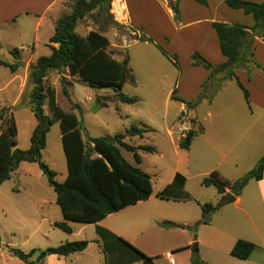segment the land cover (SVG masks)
Segmentation results:
<instances>
[{"label":"crops","instance_id":"crops-1","mask_svg":"<svg viewBox=\"0 0 264 264\" xmlns=\"http://www.w3.org/2000/svg\"><path fill=\"white\" fill-rule=\"evenodd\" d=\"M174 1L175 0H173L172 3ZM243 1L255 2L259 0ZM73 3L74 0H0V61L10 65L15 63H19L20 65L14 73L0 66L1 69L7 71V74L0 71L2 75V78H0V93L4 95L0 108L18 105L27 87L29 66L34 64L37 58L50 54L48 41L54 33L55 23L59 18L70 12ZM120 3L125 10L126 22L124 25L132 29L133 38L145 35L150 38L153 43L140 42L135 39L127 41L125 37H121L119 45H114L108 40V51L112 48H117L119 50H125L127 53V50H130L134 46L135 48L140 47L143 52H148V49L153 50L155 53L158 52L160 56H163L161 53V50H163L170 57L175 56L177 58L175 53H170L183 50L186 52L190 61V63L188 62V67L198 76L194 83L196 88L195 92H188L190 95L197 92L200 93L201 86L207 80L209 73L201 67H194L191 65L190 57L193 53H198L213 68L225 62L224 57L219 51L217 38L210 24L212 22L234 24V19L231 18L239 14H235L233 10H227L224 0H207L206 7L191 0H178V16L176 20L166 0H120ZM237 12L242 13L241 11ZM93 14L96 15V11ZM235 17H240L245 21V24L251 25L248 18L243 16ZM88 18H92V23L102 29L106 30L108 27V25L102 27L103 23L100 17L95 18L92 16ZM86 19L87 18L78 22L75 32L79 25ZM151 24L152 27L156 29L155 33L148 29ZM175 25L178 27H175ZM162 26L166 27V32L159 31ZM85 29V33H76L84 37L88 32L95 31L90 30L88 26H85ZM101 34L106 37L105 34ZM115 35L116 33H114V36ZM256 41L257 40H255V42ZM13 50H16V56L11 54ZM126 55L128 56V53ZM112 58L118 62L123 59L119 57ZM129 63L130 62H128V64ZM177 70H181L180 66ZM182 74L180 75L178 84L172 89L170 98L172 92L175 90V97L182 100L177 94L181 85H185L187 89H189L187 78L185 80ZM235 76L249 93L248 103L245 101L235 80L223 81L214 99L219 94H223V92H225V98L229 99V96L234 98L233 95L227 94L228 85L234 84L236 89L240 91L239 95H242L243 101L248 108L249 121H247V125L244 126L246 130L244 132H247V130L255 127L257 124L255 118L252 120L254 115L252 105L264 111V94L262 93L264 79L260 78L262 82L259 88L254 83L255 79L258 80L256 74L254 75L253 73L247 80H244L242 74H238V71L235 72ZM64 77L69 83L70 79L78 81L76 77L67 76V72ZM220 77V75H217L216 79ZM53 85L54 83H51L49 86H51L56 93ZM234 95L237 98L240 97L239 95ZM214 99L208 104V107L210 106L211 108ZM238 102L240 104L239 99ZM69 111H71V108H69ZM78 111L79 105L77 113L76 110L73 112L80 118V111L79 113ZM19 113H26L27 115L30 113V115H33L31 110L26 106L17 108L14 111V118ZM220 114V112L216 113V111H209L207 118L211 120L216 118L218 122ZM196 120L198 121L197 117ZM81 121L83 123L82 119ZM218 124V130H221L226 125L223 122ZM35 125L36 122L33 127L31 123V134ZM202 128L203 132L194 137L193 140L198 136H205L207 130L203 126ZM168 134L169 137L173 135L172 132H168ZM58 138L61 144V132ZM87 138L92 137H89L85 130L83 140L86 141ZM193 140L188 149L179 148L177 143L175 146L176 153L180 152L179 150L188 153ZM28 147L29 144L20 147L17 132V149L26 150ZM44 150H46V147ZM222 156L224 158L226 157L225 154ZM141 164L142 159L139 165L134 163L133 166L141 169ZM66 176L67 172L65 178ZM176 176H179V178L175 180ZM149 177L151 180L152 193L146 201L127 206L116 213L108 215L98 223L93 224L95 230L93 239H77L80 233L86 231V226H82L75 230L72 224L76 223H69L71 228V233L69 234L56 228L54 224L62 221V215L60 210L58 212L55 208L58 207L55 200L53 204L43 188V181H45L46 178L41 173L37 164L21 162L17 169L11 174L10 179L5 181V183H9L10 186L9 191L5 193V198L0 201V219L6 221V219L9 218L18 226L28 229L25 236V244L30 243V251H37L32 255L29 261L35 262L37 253L47 248L57 247L67 242H87V246L82 252L67 256L48 255L36 264H143V261L138 259L128 246L133 247L145 257L150 258V264H190V258L193 252L191 250L189 251L188 247L194 246V244L189 231L185 228H165L159 225L162 222H170L176 226L191 227L199 221H196L195 218L188 213L189 208L187 205L194 199L191 194L186 191V177L180 170L176 169L166 186L162 190L157 191L154 190L150 175ZM251 182L254 184L246 201L243 202L242 194H240L237 197H233L234 199L232 202H228L229 198L232 197L229 196L227 204L220 209L217 218H215L214 221L210 219L208 224L200 225L199 227H208L207 229L212 231L215 242L226 243L227 248H229V255L236 241L243 240L252 243L255 245V250L251 253L250 257L247 260L238 261H241L243 264H264V172L262 180ZM3 184L4 183H2V185ZM33 186H40V191L33 189ZM226 192L228 193V190H226ZM159 193H163V198L158 196ZM217 195L221 198L219 194ZM196 203L200 209V205L202 204ZM127 211H131L130 214L132 216H124ZM228 225L235 226V229L244 230V233H238L233 237L225 232V226ZM15 246L14 243L7 241L3 253L0 247V258L5 256L7 260L4 264H24L8 252V249H15ZM174 257L177 263L174 262ZM232 259L235 258L232 257Z\"/></svg>","mask_w":264,"mask_h":264},{"label":"trees","instance_id":"trees-1","mask_svg":"<svg viewBox=\"0 0 264 264\" xmlns=\"http://www.w3.org/2000/svg\"><path fill=\"white\" fill-rule=\"evenodd\" d=\"M112 0H74L71 10L67 15L59 18L54 26V33L49 38L48 48L50 54L37 58L34 64L28 68L27 86L21 96L18 105L0 108V184L9 180L11 174L21 162L35 163L46 178L48 186L55 193V203L59 207L62 221L54 226L65 233H71L69 223L82 225L96 224L110 214L116 213L127 206L146 201L151 193L152 186L148 174L138 167L129 164L122 156L121 150L133 155L136 165L141 163L139 152L153 153L151 146L134 147L125 143L124 136L116 134L111 137L87 138L84 126L73 111L78 106L71 104V111L65 112L59 108L55 99V91L47 85L46 79L50 71L61 74L59 82L63 95L66 96L67 76L76 77L78 82L90 88L98 90H110L117 101L131 105L136 103L133 97L125 96L121 90L125 83L134 84V76L129 67L128 56L121 61L112 58L108 39L97 31H90L81 37L75 32L78 22L88 17H100L102 27L107 25V20L118 26L109 13ZM201 6H207V0H191ZM178 0L168 3L177 19ZM227 8L233 11H241L244 15L251 16L253 27L248 28L239 24H225L212 22L211 29L215 33L219 45V51L225 62L213 68L198 53L191 55V65L201 67L208 71V77L201 86V94L194 100L184 103L175 97V90L171 94V100L180 102L186 108L194 110L203 100L212 101L220 89V85L226 80H235L241 90L245 101L248 103L249 93L235 76L234 70L240 65L253 61L251 52L256 39L264 38V2L252 3L243 0H224ZM96 11V15L93 13ZM140 42L153 41L141 35L133 38ZM59 44L57 47L56 45ZM16 50L11 54L16 56ZM163 56L179 69L176 57H170L161 50ZM255 68L258 65L254 63ZM0 66L14 73L20 66L19 63L6 64L0 61ZM220 75L219 79L216 76ZM264 75V72H263ZM250 77H248L249 79ZM44 103L50 113V117L44 112ZM28 107L36 120L35 128L29 139V147L26 150L17 149V126L14 111L21 107ZM102 106L101 108H105ZM79 113V111H78ZM54 121L59 123L61 132V144L66 162L67 176L61 183L56 181V173L43 161L42 153L46 147V136ZM195 119H192L191 125ZM148 131L145 128L131 127L127 130L129 137L137 136L143 139ZM203 132L202 126L197 129L190 128L185 137L178 142L181 149H188L194 137ZM264 172V154L256 165L241 179L234 182L223 179L218 172L213 171L201 182L203 187H213L221 196L220 202L213 206L210 203L200 205L201 218L191 227L176 226L170 222H162L159 225L165 228H185L192 234L193 239L200 225H206L210 218L221 207L227 204L228 197H237L249 181H260ZM179 176L175 177V180ZM228 190V193L226 192ZM158 196L163 198V193ZM87 246L86 241L67 242L57 247L39 251L35 262L29 259L37 251L32 250L28 254L18 249H8V252L24 264H36L48 255L67 256L82 252ZM129 249L143 261L150 264V258L145 257L133 247ZM255 250V245L250 242L238 240L230 250V256L237 260H247ZM190 264H203L196 254H192Z\"/></svg>","mask_w":264,"mask_h":264},{"label":"rangeland","instance_id":"rangeland-1","mask_svg":"<svg viewBox=\"0 0 264 264\" xmlns=\"http://www.w3.org/2000/svg\"><path fill=\"white\" fill-rule=\"evenodd\" d=\"M166 1L172 3L173 0ZM263 2L264 0H259L252 3L259 4ZM227 10L230 9L227 8ZM233 12L239 14L235 16H243L251 22V25H247L240 17L234 16L231 18L234 19V24L248 28L253 27L254 22L251 16H245L237 11ZM91 19L87 18L81 23L76 32L78 34L85 33V26H88L90 30L105 34L107 39L114 45H119L121 37H125L127 41L133 39V31L127 25L121 24L115 26L107 20L108 27L105 30L93 24ZM175 27L178 26L175 25ZM148 29L153 33L156 32L152 24ZM159 31L166 32L167 29L165 26H162ZM114 33H116L115 36ZM256 40L251 50L253 61L240 65L234 70V73L238 71V74H242L244 80H247L253 73L254 75L256 74L258 80L255 79L254 83L259 87L262 82L260 78L264 79V38ZM148 50V52H143L140 47L135 48L134 46L130 50H127L130 62L129 66L135 82L134 84L125 83L121 93L136 99V103L131 105L119 103L110 90L93 89L75 79H70V83L66 82L65 96L59 83L61 74L57 71H51L47 76L46 82L47 85L54 83L56 103L60 109L69 112L71 104L79 105L80 118L83 120L84 128L89 137H105L119 133L124 136V141L131 146H152L155 149L154 153L138 151V154L142 159L141 169L151 176L155 191L162 190L174 171L176 169L180 170L187 180L186 191L194 199L187 205L189 208L188 213L198 221L201 217V211L196 202L200 204L210 203L213 206H216L220 202V197L217 195L215 189L203 187L201 185L202 180L213 171H216L223 179L234 182L244 177L264 154V111L252 105L254 112L252 120L255 118L257 124L255 127L247 130V132H244L246 131L244 126L249 121V112L242 95H239L240 91L236 89L234 84L228 85L227 89V94L233 95L234 98H231V96H229V99L225 98V92H223V94H219L214 99L215 95L213 94L212 99H214V102H212L211 108L210 106L208 107L209 103L207 100H203L194 110L186 108L184 104L170 99V93L174 86L178 84L182 73L185 80L187 78V84L189 85V89H187V86L181 85L180 90L178 89L177 91L182 101L188 103L201 94V91L193 95L188 93L195 92L194 83L198 76L188 67L190 61L186 52L179 50V52L173 51L170 53L177 55L176 61L181 69L178 71L164 56H160L158 52L155 53L153 50ZM110 53L112 57L119 58H123L127 54L125 50L117 48H112ZM254 63L258 65L259 69L255 68ZM0 71L7 74V71L1 68ZM0 78H2L1 74ZM29 89L30 86H27L25 90ZM262 93L264 94V88L262 89ZM234 94L240 97L237 98ZM3 96V93H0V105ZM238 99L240 100V104ZM102 106L106 107L101 108ZM209 111L221 113L218 122L216 118L212 120L207 118ZM44 112L47 116H51L46 105L44 106ZM15 119L18 143L20 147H23V145L29 144L31 123L33 127L36 120L30 113L28 115L26 113H19ZM192 119H195V122L191 125ZM222 122L226 125L221 130H218V123L221 124ZM201 125L207 130L205 136L195 138L188 153L179 149L177 150L180 152L176 153L175 146L183 139V137H180L178 129L184 127L188 128V130L190 128L197 129ZM131 127L145 128L148 132L144 134L143 139L137 136L129 137L127 130ZM168 132H172L173 135L169 137ZM59 134V123L54 121L50 132L46 136V150L42 153V161L55 171L56 181L62 182L67 171L64 153L58 138ZM121 154L129 164H134L131 153L121 150ZM223 154L226 155L225 158L222 156ZM43 182V188L47 192L50 201L54 204L55 194L48 187L46 180ZM253 184V182L249 181L242 189L240 194H242L243 202L248 199ZM9 186V183L5 182L3 185H0V201L5 198V193L9 191ZM33 189L40 191L41 187L33 186ZM55 208L59 212L58 207ZM220 209L213 213L210 219L214 221ZM130 212L127 211L124 216H132ZM82 226H86V231L80 233L77 239H93L95 234L93 224H72L75 230ZM207 228H197L195 238L193 239L192 237L194 246L188 247V250L196 254L203 264H240L241 261L230 257L227 244L215 242L212 231ZM27 232L28 229L18 226L9 218L6 221L0 219V247L2 253L8 241L16 245L15 249L28 254L31 248L30 243L25 244ZM225 232L235 237L238 233H244V230L235 229V226L228 225L225 226ZM189 233L188 235L190 236L191 233ZM173 260L177 263L175 257ZM5 262L7 260L5 256H2L0 264H4Z\"/></svg>","mask_w":264,"mask_h":264},{"label":"built area","instance_id":"built-area-1","mask_svg":"<svg viewBox=\"0 0 264 264\" xmlns=\"http://www.w3.org/2000/svg\"><path fill=\"white\" fill-rule=\"evenodd\" d=\"M124 8L120 3V0H112L109 7V13L112 16L113 20L116 23L124 24L126 22V16ZM180 137H185V132H188V128H179L178 129Z\"/></svg>","mask_w":264,"mask_h":264},{"label":"water","instance_id":"water-1","mask_svg":"<svg viewBox=\"0 0 264 264\" xmlns=\"http://www.w3.org/2000/svg\"><path fill=\"white\" fill-rule=\"evenodd\" d=\"M56 46L58 47V46H59V44H57ZM44 105H45V103H44ZM233 199H234L233 197H230L228 202H232V201H233Z\"/></svg>","mask_w":264,"mask_h":264}]
</instances>
